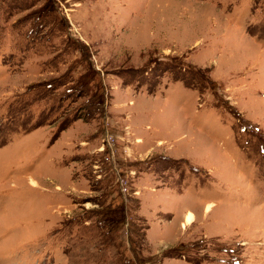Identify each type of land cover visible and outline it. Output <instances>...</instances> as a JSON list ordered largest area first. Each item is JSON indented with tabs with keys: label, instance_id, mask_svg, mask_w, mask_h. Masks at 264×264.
<instances>
[{
	"label": "rangeland",
	"instance_id": "1",
	"mask_svg": "<svg viewBox=\"0 0 264 264\" xmlns=\"http://www.w3.org/2000/svg\"><path fill=\"white\" fill-rule=\"evenodd\" d=\"M0 264H264V0H0Z\"/></svg>",
	"mask_w": 264,
	"mask_h": 264
},
{
	"label": "bare ground",
	"instance_id": "2",
	"mask_svg": "<svg viewBox=\"0 0 264 264\" xmlns=\"http://www.w3.org/2000/svg\"><path fill=\"white\" fill-rule=\"evenodd\" d=\"M32 182H33V184L35 183L34 181H32ZM192 222H193V217H192L191 214H188V216H187V218H186V220L184 222V225L192 224Z\"/></svg>",
	"mask_w": 264,
	"mask_h": 264
}]
</instances>
